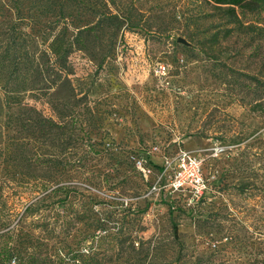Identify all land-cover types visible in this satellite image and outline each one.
<instances>
[{
    "label": "rangeland",
    "instance_id": "1",
    "mask_svg": "<svg viewBox=\"0 0 264 264\" xmlns=\"http://www.w3.org/2000/svg\"><path fill=\"white\" fill-rule=\"evenodd\" d=\"M44 1L0 0V47L32 61L19 104L0 89V264H264V11L225 37L211 0H105L138 27L73 50L65 76L58 9L82 26L94 0ZM35 113L67 125L65 150ZM179 149L209 180L191 206L159 171Z\"/></svg>",
    "mask_w": 264,
    "mask_h": 264
},
{
    "label": "trees",
    "instance_id": "2",
    "mask_svg": "<svg viewBox=\"0 0 264 264\" xmlns=\"http://www.w3.org/2000/svg\"><path fill=\"white\" fill-rule=\"evenodd\" d=\"M42 1L44 12H49L51 5L47 1ZM110 1L115 4L114 0ZM211 1L214 4V8L220 10L219 15H216L214 12L210 14L202 13L201 15L205 17L219 16L218 18L224 21L221 26L225 37L228 36L226 34L231 32L232 29H238L240 26L243 27L244 22L258 23L257 21L259 20L260 13L264 11V0ZM66 6L69 7L65 3V5L63 4L58 9V12L62 15V23H60V28L54 34L48 46L49 55L52 57L54 65H56L59 70H62L63 73L67 67L66 63L68 62V57L73 50H88L95 45L102 46L105 36H107L106 39L111 41L116 32L122 27H124V29H130L132 27H138L139 25L131 16L121 15L120 11H117V13L110 11L105 0H94V3L88 8V14L93 20L82 26H76L72 19L66 20V16L72 14L69 9L67 11V9L64 8ZM86 9L87 7H85V10ZM27 51L21 48L18 50H11L7 44L4 47H0V76L3 73L7 76V78H4L5 82L0 85V89L3 92V101L7 106L11 107L14 104H19L18 98L16 99L14 94L18 93V91L25 90L27 87L25 81L16 82L18 74L20 75L23 72L31 71V66L29 64L32 61L29 59L31 57ZM100 64L101 63H99V65ZM64 75L66 76V72ZM9 77L11 78L9 79ZM62 82L63 84L64 82L68 83L65 77L62 81L60 77L59 84H61V86ZM20 83H22V85H20ZM53 99L55 100V97H53ZM27 126L31 135L36 132H38L40 136H44V134L50 131L58 132V136L61 135L62 137V149L64 150L67 147L68 138L72 137V132L64 122H56L52 118L41 116L38 113H35L33 117L29 118ZM54 193L55 189L44 193L37 202L39 204L44 202Z\"/></svg>",
    "mask_w": 264,
    "mask_h": 264
},
{
    "label": "built area",
    "instance_id": "3",
    "mask_svg": "<svg viewBox=\"0 0 264 264\" xmlns=\"http://www.w3.org/2000/svg\"><path fill=\"white\" fill-rule=\"evenodd\" d=\"M138 164L141 163L138 161ZM142 169L147 175L149 170ZM159 171L167 178L168 194L181 197L187 205H195L208 191L209 180L204 177L202 159L190 150L179 149L173 157L164 158ZM160 188L159 180L151 186L152 191Z\"/></svg>",
    "mask_w": 264,
    "mask_h": 264
},
{
    "label": "water",
    "instance_id": "4",
    "mask_svg": "<svg viewBox=\"0 0 264 264\" xmlns=\"http://www.w3.org/2000/svg\"><path fill=\"white\" fill-rule=\"evenodd\" d=\"M177 41L180 42L181 44H184V45H188L189 44L187 41H185L182 38H178Z\"/></svg>",
    "mask_w": 264,
    "mask_h": 264
}]
</instances>
